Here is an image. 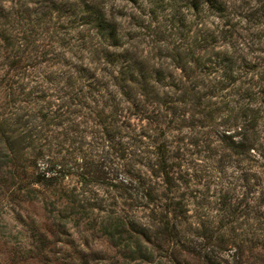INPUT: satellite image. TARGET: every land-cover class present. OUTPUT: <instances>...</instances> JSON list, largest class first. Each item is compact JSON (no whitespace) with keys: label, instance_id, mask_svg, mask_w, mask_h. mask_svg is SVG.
Returning a JSON list of instances; mask_svg holds the SVG:
<instances>
[{"label":"clouds","instance_id":"clouds-1","mask_svg":"<svg viewBox=\"0 0 264 264\" xmlns=\"http://www.w3.org/2000/svg\"><path fill=\"white\" fill-rule=\"evenodd\" d=\"M0 264H264V0H0Z\"/></svg>","mask_w":264,"mask_h":264}]
</instances>
